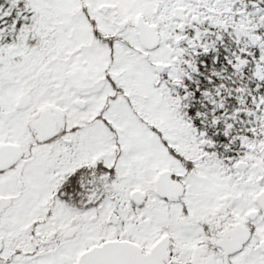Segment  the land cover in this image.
I'll use <instances>...</instances> for the list:
<instances>
[{
    "label": "snow or ice",
    "instance_id": "6c2138e0",
    "mask_svg": "<svg viewBox=\"0 0 264 264\" xmlns=\"http://www.w3.org/2000/svg\"><path fill=\"white\" fill-rule=\"evenodd\" d=\"M0 264H264V0H0Z\"/></svg>",
    "mask_w": 264,
    "mask_h": 264
}]
</instances>
